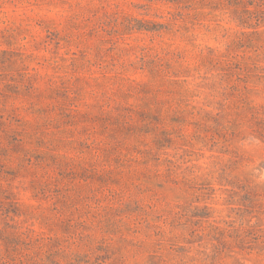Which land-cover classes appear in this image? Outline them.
I'll list each match as a JSON object with an SVG mask.
<instances>
[{
	"label": "rangeland",
	"instance_id": "obj_1",
	"mask_svg": "<svg viewBox=\"0 0 264 264\" xmlns=\"http://www.w3.org/2000/svg\"><path fill=\"white\" fill-rule=\"evenodd\" d=\"M0 264H264V0H0Z\"/></svg>",
	"mask_w": 264,
	"mask_h": 264
}]
</instances>
